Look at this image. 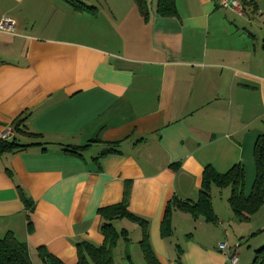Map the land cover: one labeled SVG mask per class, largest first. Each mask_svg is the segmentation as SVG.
Returning <instances> with one entry per match:
<instances>
[{"label": "crops", "instance_id": "obj_1", "mask_svg": "<svg viewBox=\"0 0 264 264\" xmlns=\"http://www.w3.org/2000/svg\"><path fill=\"white\" fill-rule=\"evenodd\" d=\"M83 1L95 12L64 0H0V18L15 20L0 30V128L21 119L16 140L37 142L0 151V236L25 241L33 264H44L39 246L72 264L76 242H102L98 208L120 201L127 183V208L147 220L160 264H233L220 241L238 244L234 264L248 262L249 246H240L252 231L233 214L229 191L225 213L211 195L216 222L176 207L170 234L161 236L160 222L173 195L196 197L204 165L249 163L264 131V0H243V15L214 0H174L176 14L160 15L147 0V20L133 0H102L118 39L97 37L102 10ZM111 142L115 150L103 151ZM68 144L84 146L69 153ZM124 218L111 220L128 237H118L113 263L135 264L127 244L137 241L147 264L140 226Z\"/></svg>", "mask_w": 264, "mask_h": 264}, {"label": "trees", "instance_id": "obj_2", "mask_svg": "<svg viewBox=\"0 0 264 264\" xmlns=\"http://www.w3.org/2000/svg\"><path fill=\"white\" fill-rule=\"evenodd\" d=\"M73 9L81 11L95 12V6L87 4L83 0H64ZM144 20L148 18L147 0H133ZM156 12L160 15L176 14L174 0H156ZM19 121L15 119L13 127L15 133L21 131ZM20 129V130H19ZM31 133V132H29ZM37 142L21 143L16 140L14 134L10 139H0V151L13 150ZM83 145H65L64 150L69 153H78V149ZM115 143L108 144L103 151H113ZM102 151V152H103ZM252 159L255 173L247 193L244 192V166L241 161H235L224 171H217L211 164L203 167L200 185L196 197L178 198L173 195L166 203L163 216L160 222V234L165 236L171 233V211L173 207L189 212L193 217L203 216L205 220L216 222L217 216L212 209L210 187L212 184L223 187H230L227 201L233 214L239 220H248L264 200V131L256 135L252 146ZM175 167V166H174ZM18 194L27 205L28 200L22 189L18 186ZM130 195V185L125 183L122 198L118 202L100 206L98 213L101 217L99 229L103 235V240L99 245H94L86 240L76 242V261L72 264H90V260L95 264H114L112 249L119 236L128 239L124 228L117 230L111 220L115 217L125 216L138 223L141 229L139 246L144 260L147 264H160L154 251L152 250L147 231V220L135 214L127 208ZM37 252L44 264H67L57 256L45 250L42 246L37 248ZM128 256V255H127ZM176 262L181 264L178 258ZM0 264H33L29 254V248L25 241L18 239L12 231L8 230L0 236ZM249 264H264V244L255 249L254 255Z\"/></svg>", "mask_w": 264, "mask_h": 264}, {"label": "rangeland", "instance_id": "obj_3", "mask_svg": "<svg viewBox=\"0 0 264 264\" xmlns=\"http://www.w3.org/2000/svg\"><path fill=\"white\" fill-rule=\"evenodd\" d=\"M90 1L92 3H96L102 10V12H100L99 18L96 21V31H97V37L101 36V35H107L110 36L112 39H118V37L121 35L120 33H118L117 29L110 26L105 19L102 17V15H104L105 11L103 9V6L101 7V3L103 2L102 0H87ZM84 13V12H83ZM80 16H84V15H80ZM83 28H86L84 26H82ZM87 33V32H82V34ZM246 162H243V166H244V172H245V189L244 192H247L249 190V187L251 185L254 173H255V169H254V164L252 161V156L249 158V163L247 162V159L245 160ZM212 189H214V192L212 191V194L210 192V195H212L213 199H212V203L217 205V208L219 209V211L224 212V204L226 206V193H228V191L230 190V187L228 185L223 186V187H218L214 184L211 185ZM223 194V201L220 200V196H222ZM223 204V205H222ZM124 223L126 222H131V220H129V218H124ZM243 221L241 224V226H245L242 228H246L247 226L250 227V234L247 235L248 240H246L245 238L241 239V246H240V250H244L246 247L249 246V255H250V259L248 260V262H245L244 264H249V262L251 261L253 255H254V251L256 248H258L259 246H261L262 244H264V200L262 202V204L260 205V207L250 215L248 220H240ZM115 226L119 229L120 227H122L121 225H123V222H119V221H115ZM248 228V227H247ZM131 234L133 235V232H131ZM132 244H127V251H131L132 254L131 256L133 257L135 264H141V260L142 257L141 255H138L139 253V248L137 246V241H133L131 242ZM248 243H251L250 245ZM256 244V245H255ZM122 246V244L120 245ZM127 258L122 257V262L121 264H128ZM246 261V260H245Z\"/></svg>", "mask_w": 264, "mask_h": 264}, {"label": "built area", "instance_id": "obj_4", "mask_svg": "<svg viewBox=\"0 0 264 264\" xmlns=\"http://www.w3.org/2000/svg\"><path fill=\"white\" fill-rule=\"evenodd\" d=\"M215 4L219 7L229 8L238 14H244V1L243 0H214ZM15 27V20L8 15H2L0 18V30H12ZM15 134L13 125L4 126L0 128V139H10ZM238 244L230 245L225 241L219 242L221 251L228 257L231 263H236L237 254L234 248Z\"/></svg>", "mask_w": 264, "mask_h": 264}]
</instances>
